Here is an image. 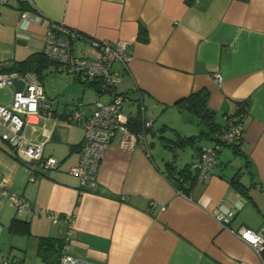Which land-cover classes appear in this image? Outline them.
<instances>
[{"label": "crops", "instance_id": "0c3cea01", "mask_svg": "<svg viewBox=\"0 0 264 264\" xmlns=\"http://www.w3.org/2000/svg\"><path fill=\"white\" fill-rule=\"evenodd\" d=\"M49 22L100 41L127 42L133 56L128 69L112 65L122 73L119 116L141 130L144 106L153 123L147 150L112 142L99 163L97 185L83 188L69 169L79 161L84 127L68 121L67 114L75 102L87 111L91 102L110 96L57 63L45 68L43 75L50 72L62 83L55 90L42 88L52 114L27 116L26 134L58 164L30 181L0 136V178L37 210L30 214L26 207L20 217L29 222L31 236L15 235L8 230L14 208L7 197L0 199V241L16 249L7 256L44 264L36 250L38 238L46 236L63 238L62 254L89 264H264V251L257 254L212 215L233 208L230 228L264 226V0H12L0 4V63L42 52ZM73 52L94 54L81 37ZM6 87L4 104L15 89ZM195 91L207 93V107L221 125L246 101L244 135L238 152L232 145L224 146L231 153L221 148L207 178L182 192L169 179L168 164L176 171L188 165L193 175L200 146L213 142L200 134L207 128L197 117L178 104ZM59 94L63 106L51 103ZM190 136L193 140L179 143ZM235 175L244 193L230 181ZM182 178L186 187L189 179Z\"/></svg>", "mask_w": 264, "mask_h": 264}, {"label": "built area", "instance_id": "2783aa9c", "mask_svg": "<svg viewBox=\"0 0 264 264\" xmlns=\"http://www.w3.org/2000/svg\"><path fill=\"white\" fill-rule=\"evenodd\" d=\"M12 0H0V4L7 5ZM23 16L41 18L38 14L23 12ZM84 38L86 43L94 50L92 56H78L73 52V42L77 38ZM43 54L57 63L58 69L75 74L81 81H95L99 91L109 93L107 102L95 100L87 106L81 101L75 102L67 114V120L82 124L84 127L83 142L80 147V158L77 164L69 169V173L78 177L83 188L90 189L97 185L96 172L100 161L103 159L106 148L117 142L123 148H133L140 145L147 150L146 133L152 126V120L145 115L144 106L140 107L142 114V128L135 131L128 123L120 119V111L124 96L119 92L118 85L121 75L112 68L114 63H120L127 70L133 56L125 41L109 43L89 36H84L77 30L66 27L60 23L49 22L45 34ZM23 79L22 89H14L8 104L0 103V136L6 141L13 155L23 164L28 173L29 180L35 181L40 175L56 168L58 161L54 157H44L42 145L27 137L26 118L29 115L50 116L51 107L44 100V92L33 72H0V89L14 86L13 78ZM215 79L221 80V75L216 72ZM247 107L237 114L225 116V126L217 139L209 145H202L200 153L192 166L196 172L197 182H203L213 170L217 162V154L225 145H231L242 140L244 135L243 118ZM7 182L0 178V199L7 197L14 208L15 216L22 217L25 208H30V214L37 212L35 206L22 198L19 194L8 190ZM235 209L226 211L215 209L213 217L223 228H227L238 238L250 244L257 254L264 250V226L252 229L241 226L237 229L230 228V221L235 214ZM51 220H57L56 215L49 214ZM65 218V222H69ZM2 226L0 224V232ZM0 264H28L21 260L10 259L7 255L0 254ZM60 264H89L64 253Z\"/></svg>", "mask_w": 264, "mask_h": 264}, {"label": "trees", "instance_id": "16d2710c", "mask_svg": "<svg viewBox=\"0 0 264 264\" xmlns=\"http://www.w3.org/2000/svg\"><path fill=\"white\" fill-rule=\"evenodd\" d=\"M142 38L144 39L145 37ZM53 62L56 64L54 60L47 57L45 54H43V52H33L22 60H13L9 64L0 63V72H18L20 74L26 72H33L36 74L37 77L40 78L41 76H43V70ZM90 82L93 83L96 89L99 90L95 81H90ZM178 104L180 105L181 108L192 112L197 117L198 122L207 128V131H201L200 133L201 135H204L205 137H208L213 141L217 139V136L222 132L225 123L224 125L218 123L214 118V112L207 107L206 92L204 91L191 92L186 98L181 100V102H179ZM246 105H247L246 101L239 102L233 114L239 113L240 110L246 107ZM128 125L130 126V124ZM130 128L133 129L132 127ZM133 130L138 131L137 129H133ZM191 140H193L192 136L188 137L186 140L182 139L179 143L183 144ZM241 143L242 140L231 145L238 152ZM199 153H200V149H199ZM168 166L170 169L168 170V177H170L169 179L178 190L185 192L191 187L192 183L196 180V173L191 175L192 173L188 165H185L179 171H176L172 164H168ZM182 177H185V179H189L188 185L186 187L183 186L184 183ZM230 181L232 182L236 190H239L240 192L244 193V188L239 183L237 175H235ZM108 195L115 196L114 194L111 193H108ZM8 230L9 232L15 235H23L26 237L31 236L29 222L20 217L14 216L11 219L8 225ZM64 244L65 242L63 238L40 236L38 238V243H37V250H36L37 255L40 257V259L43 261L44 264H60V258L63 255L62 249Z\"/></svg>", "mask_w": 264, "mask_h": 264}, {"label": "rangeland", "instance_id": "374dc122", "mask_svg": "<svg viewBox=\"0 0 264 264\" xmlns=\"http://www.w3.org/2000/svg\"><path fill=\"white\" fill-rule=\"evenodd\" d=\"M40 79H41V83H42V88L45 90V92L49 91V89L50 90L51 89L52 90L57 89L58 87L61 86V83H62V81L60 79H58V77L52 75L50 72L45 73V75L41 76ZM9 91H10V87H6V88L0 90V101H5V97H7V95L9 94ZM61 95L62 94H59L58 96H56L53 100H51V103H53L54 105L57 104V105L63 106L64 103H66V100L63 97H61ZM45 98H46V96H45ZM73 104H71V105H73ZM155 142H159L157 138L155 139ZM222 149H226L227 152L231 153L230 148L227 149V148H225L223 146ZM237 160L238 159H236V158L233 159V164L237 163ZM178 165H180V164H178ZM183 166H184V164H181V166H178V168H182ZM14 250H16V249L12 248L10 246V243L7 242L4 238L0 241V254L2 253V255H7L8 252L10 251L9 253L11 255L12 251H14ZM23 254L24 253H22V255ZM27 261H30V257H28V256L26 257V261L25 262L27 263ZM33 263H34V261H33Z\"/></svg>", "mask_w": 264, "mask_h": 264}, {"label": "water", "instance_id": "95a60500", "mask_svg": "<svg viewBox=\"0 0 264 264\" xmlns=\"http://www.w3.org/2000/svg\"><path fill=\"white\" fill-rule=\"evenodd\" d=\"M13 85H14L15 89L20 90L24 86V81L21 78L15 77V78H13Z\"/></svg>", "mask_w": 264, "mask_h": 264}]
</instances>
